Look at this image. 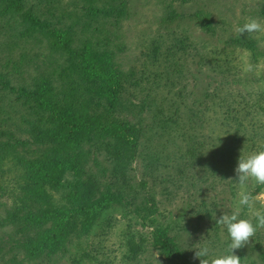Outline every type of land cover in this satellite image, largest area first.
Segmentation results:
<instances>
[{
  "label": "rangeland",
  "instance_id": "1",
  "mask_svg": "<svg viewBox=\"0 0 264 264\" xmlns=\"http://www.w3.org/2000/svg\"><path fill=\"white\" fill-rule=\"evenodd\" d=\"M24 1V11L31 12L41 21L46 20L52 28L72 33L74 48L89 43L92 48L112 52L118 69L127 73L128 80L124 82L137 97L131 99L135 104H140V98L147 93L149 100L155 99L166 115L177 111V117L181 115L182 121L193 118L197 122L196 130L206 136L219 134V122L214 119L220 118L219 113L223 110L212 105L211 98L254 102L257 93L264 95V33L240 36L237 32V28L251 18L264 24V0ZM91 7L99 11L93 13ZM198 16L209 18L213 32L208 33L200 26ZM185 36L188 43H179V39ZM249 39L256 42L254 52L234 43V40L245 42ZM51 42L45 30L32 27L22 14L0 10V75L10 85L4 87L0 80L2 106L20 104L21 101L16 100L17 89L31 87L33 79L40 73H52L55 85L64 73L71 75L68 79L78 78V60L72 61L75 62L72 68L68 54L54 50ZM215 50V54L226 50L239 57L242 70L237 77L224 78L211 66L203 65L204 57L214 56L212 52ZM133 79L139 81V86L129 83ZM84 84L88 86L86 82ZM57 89L61 90V85ZM61 93L58 91L56 96ZM206 95H210L209 98ZM84 102L90 114L108 117L104 102L101 105ZM213 111H218L216 117ZM115 112L116 117L128 119L131 123L142 121L147 133L151 126L154 127L148 112L140 116L138 112L121 106ZM194 113L201 116L204 113L209 119L202 130L198 118L192 117ZM155 140L156 137L148 144L150 153ZM144 143L145 139L142 140ZM145 150L142 147L139 156L130 164V187L123 188L130 201L136 197L135 204L117 205L104 211L88 233H83L81 218H77L65 247L36 260L26 259L20 246L26 235H33L35 230H22L24 224L19 221L5 223L6 214L12 211L20 195L18 188L24 181V169L14 165L10 157L0 163V264H134L127 258L129 235L145 238L144 252L137 264H169L160 248L152 244L154 228L165 229L193 264H200L195 258V246L199 243L201 246L207 244L213 255L224 254L230 239L226 229L216 224L215 218L231 213L238 206L239 188L235 181H230L234 175L228 179L218 176L203 179L206 176L200 171V175L194 178L183 176V181L177 182L175 176L179 173L170 167H160L159 171L148 174L149 159ZM102 162L111 169L110 161L102 157ZM89 163L88 170L101 181L106 184L111 181L110 174L102 178L92 159ZM248 187L258 199L254 209H243L242 218H251L255 210L264 209V185L250 182ZM50 193L53 203H62L58 193ZM30 205L31 209L38 206L36 203ZM234 254L242 260L247 258L245 264H264V229L258 230L249 243L235 250Z\"/></svg>",
  "mask_w": 264,
  "mask_h": 264
},
{
  "label": "trees",
  "instance_id": "2",
  "mask_svg": "<svg viewBox=\"0 0 264 264\" xmlns=\"http://www.w3.org/2000/svg\"><path fill=\"white\" fill-rule=\"evenodd\" d=\"M24 4V0H0V10L3 13L22 14L32 27L47 32L54 50L68 54L72 68L75 64L72 61L78 60L80 64H77L79 79H68L71 75L64 73L55 85L52 73H40L33 79L31 87L17 89L16 100L21 101L20 104L2 106L3 101H0V163L10 157L14 165L24 169V181L19 183L18 188L20 195L12 211L6 214L5 223L19 221L24 224L22 230H35L33 235H26L20 245L26 259L36 260L42 255L50 256L61 251L77 218H81L83 233H88L104 211L117 205L134 203L136 197L130 201L123 188L130 187L128 169L142 147L147 150L148 174L159 171L160 167H170L179 173L175 176L177 182L183 181V176L194 178L200 175V171L206 176L203 179L216 176L228 179L234 175L232 180H235L234 169L241 154L247 156L264 147L262 93H257L254 102L243 99L232 102L228 97L211 98L212 105H218L223 110L219 113L220 118L215 116L218 111H213L214 120L219 122V134L206 136L196 130L197 122L193 118L182 121L181 115L177 117V111L166 115L155 99L149 100L147 93L140 98V104H135L131 99L137 97L124 82L128 80L127 73L118 69L112 52L92 48L89 43L74 48L72 33L52 28L46 20L41 21L31 12L24 11ZM90 10L93 13L99 11L92 7ZM198 18L205 31L213 32L209 18ZM184 41L188 43V37L179 39V43ZM234 43L252 52L257 49L253 39L245 42L234 40ZM216 51L212 52L214 56L204 57L203 65L211 66L215 73L224 78L237 77L242 70L239 57L226 50L215 54ZM0 80L4 87L10 86L2 75ZM167 80L170 81V77ZM85 82L88 86H85ZM129 83L139 86L136 79ZM60 85L62 89L58 90ZM58 91L62 92L59 97L56 96ZM209 96L206 95L207 98ZM85 100L93 105L104 102L108 117L90 114ZM120 106L134 110L140 116L144 112L150 113L154 127L151 126L147 133L142 121L134 124L128 119L116 117L115 110ZM163 115L166 118L162 119ZM192 117L198 118L200 130L209 121L204 113L202 116L194 113ZM154 137L157 140L150 153L147 147ZM102 157L110 161L111 169L102 162ZM90 159L102 178L110 174L109 183H104L88 170ZM142 185L145 183L142 182ZM50 191L58 193L62 203H53ZM31 203L38 206L31 209ZM20 212L23 214L19 215ZM146 217H142V220ZM133 238L136 237H127V258L137 264L144 252L145 238L139 235L135 241ZM152 244L160 248L169 264H193L163 228L153 229Z\"/></svg>",
  "mask_w": 264,
  "mask_h": 264
},
{
  "label": "clouds",
  "instance_id": "3",
  "mask_svg": "<svg viewBox=\"0 0 264 264\" xmlns=\"http://www.w3.org/2000/svg\"><path fill=\"white\" fill-rule=\"evenodd\" d=\"M241 35L264 33V24L255 18L237 28ZM251 70V66H249ZM236 174L235 181L238 191V206L231 212L222 214L216 224L223 226L228 234L230 242L224 254L213 255L207 244L195 246V258L199 259L200 264H245L246 259H241L235 255V250L245 247L256 235L258 230L264 229V209L255 210L251 218H242L241 212L244 208L254 209L258 199L249 190V183L264 185V147L254 151L247 156L242 155L238 160V166L234 169ZM184 223V222H183ZM204 241V240H203Z\"/></svg>",
  "mask_w": 264,
  "mask_h": 264
}]
</instances>
